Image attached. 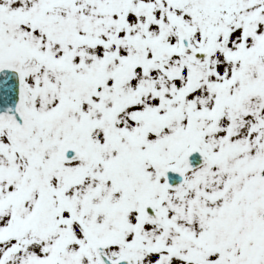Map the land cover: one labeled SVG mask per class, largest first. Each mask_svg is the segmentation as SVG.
Here are the masks:
<instances>
[{"label": "snow or ice", "instance_id": "obj_1", "mask_svg": "<svg viewBox=\"0 0 264 264\" xmlns=\"http://www.w3.org/2000/svg\"><path fill=\"white\" fill-rule=\"evenodd\" d=\"M0 264H264V0H0Z\"/></svg>", "mask_w": 264, "mask_h": 264}]
</instances>
